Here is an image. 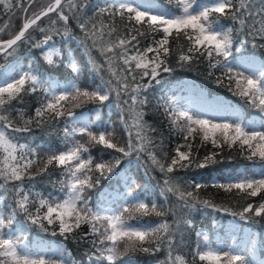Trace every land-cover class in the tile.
<instances>
[{"label": "snow or ice", "instance_id": "1", "mask_svg": "<svg viewBox=\"0 0 264 264\" xmlns=\"http://www.w3.org/2000/svg\"><path fill=\"white\" fill-rule=\"evenodd\" d=\"M35 4L36 0H0L6 14L21 13L15 34L9 22L0 27V55L12 56L29 41L40 50L47 67L58 69L64 64L72 75L61 83L35 62L28 71L0 73V202H4L0 264H137V253L147 254L151 264H256L247 248L213 241L203 230L195 231L194 248L185 243L182 227L196 226L184 218V211L229 209L200 197L199 190L209 185L195 181L188 185L175 173L206 168L218 162L225 146L238 147L246 159H259L261 166L250 174L245 170L229 175L227 182L212 187L225 193L235 190L245 198L234 216L264 219V123L257 126L239 116L214 117L199 105L189 102L186 107L175 99L151 105L147 93L153 82L160 83L162 73L173 71L169 63L173 56L181 67L206 61L210 75L211 70L221 72L217 83L226 81L230 91L264 112V60L257 65L233 54L249 42L264 47L256 43L264 42V0H167L163 5L111 0L91 15L90 0H49L38 11H30ZM53 13L57 19L42 27V20ZM72 21L81 33L76 39L83 47V64L70 50L62 52L50 43L55 35L72 38ZM32 31L43 34L42 39L33 40ZM89 69L91 78L85 84L81 76ZM113 96L119 128L125 133L123 143L115 124L101 128L100 108L95 109V119L75 112L88 104L106 107ZM32 97L35 106L29 114L26 101ZM161 108L169 139L175 134L182 140L171 154L165 151L163 133L146 119ZM62 119V142L56 148L48 146L43 157L31 142H20L33 126L55 128ZM208 144L220 152H208L201 159L200 148ZM95 148L100 149L98 156L92 155ZM105 154L111 158L104 159ZM133 154L137 160L146 157V163L163 175L156 195L145 196L148 189L125 176L128 190L123 203H94L92 190ZM57 172L61 178L53 181ZM45 181L52 191L37 190ZM170 197L175 198L174 206L167 204ZM256 197L258 203L250 202ZM159 199L165 203H158ZM20 214L25 222L15 227ZM27 224L43 231L50 225L54 235L86 241V259L77 261L62 246L47 251L34 248L25 235ZM84 226L87 231H81Z\"/></svg>", "mask_w": 264, "mask_h": 264}, {"label": "trees", "instance_id": "2", "mask_svg": "<svg viewBox=\"0 0 264 264\" xmlns=\"http://www.w3.org/2000/svg\"><path fill=\"white\" fill-rule=\"evenodd\" d=\"M49 0H37L35 6L30 11H38L41 7L46 6ZM138 3L143 4H165L167 0H137ZM92 9L88 11V14L91 15L92 11L96 7H105L111 3V0H90ZM21 13L16 11L15 15L6 14L0 6V27H2L6 22H9L12 25L11 31L13 34L21 26V19L19 18ZM56 15L50 14L48 17H45L41 26L48 25L51 20H56ZM57 27H60L58 22ZM72 38L62 37L60 35H55L53 41L50 43L54 44L56 48L60 49L62 52L71 51L75 59L83 64L85 61V56L83 52V47L79 44L76 37L81 35L78 28L75 26V22L72 21ZM30 35L33 40L42 39V35L38 32L32 31ZM3 38H8L7 34H4ZM158 38V37H157ZM257 44L264 43L262 41H256ZM175 46V45H173ZM239 46L237 45V48ZM234 56L242 58L249 61H255L257 65L260 61L264 60V47H253L252 43L249 42L244 48L239 49V51H234ZM93 55H96L94 52ZM98 59H100L97 56ZM251 59V60H250ZM41 67L42 69L47 67L46 62L43 60V56L39 49L33 48L31 42L26 41L19 45L17 50L13 53L12 56L4 58L0 55V73L8 72L10 74H17L22 71H28L29 66L33 65ZM65 63H67V57H65ZM173 71L171 73H162L159 77L160 83L153 82L150 89H148V96L151 105L160 104L163 105L166 101L175 99L178 103L184 104L189 100H193L198 104L206 103L203 99V96L211 100L210 106L218 105L220 109H223L226 114H217L214 113V117L232 119L236 115H232L231 111L234 110L237 114H241V119H247L256 121L259 125L264 123V112L259 108L252 107L246 103L241 97L236 95L233 91H230L226 86V81L223 83H217V78H221V72L218 70H211L212 75L209 74L210 70L208 68L206 61H201L199 63H193L191 65H186L184 67L179 66L176 63V57L173 56L169 61ZM49 75L54 80H65V77H71L72 73L70 69L61 64L58 69H53L47 67ZM91 78V71L86 70L82 76L81 81L87 84ZM98 82V81H97ZM194 87V88H192ZM35 97L29 98L26 101L27 111L31 114L32 108L34 105ZM108 106H102L99 104H88L82 108L75 109L77 116H85V113L89 111L93 112L96 108L101 109V128L106 124H115L117 127L116 135L119 138V142H124L125 133L119 128V115L118 109L115 106V97L111 98V102H105ZM227 106V108H226ZM229 106V107H228ZM23 107V106H21ZM228 109V110H227ZM231 110V111H229ZM163 108L160 109L155 115L150 114L146 119L154 123L155 126L163 133L165 137V151H168L171 154L172 149L178 143H182V140L175 138V134L172 135V138L169 139V131L167 121L164 119ZM93 115V113H90ZM245 120V121H248ZM19 126V121L16 122ZM64 120L55 127H44L37 128L33 126L30 134H23L27 139H21V143L31 142L32 147L37 149V152L43 157L47 153L48 146L56 148L62 142ZM80 139V137H77ZM83 142V141H82ZM197 144L199 141L196 142ZM220 152V149H213L211 144L203 146L200 148L199 156L202 159L204 155L211 151ZM111 151V150H109ZM100 152L99 148H95L92 151L93 156H98ZM112 155H117V153H112ZM110 155L105 154L104 159H110ZM217 163L210 164L206 168H191L185 171L175 173L176 177H182L188 185L193 181L200 183L202 185H209L207 188H201L199 190V195L202 199H210L216 205H222L227 207L231 212H239L242 210L241 206L245 203V198L243 196H238L235 193V190L232 193H225L220 189L212 187L215 183H225L227 182L228 176L231 173H236L242 169L243 171L247 170L252 172L256 167L261 166V161L259 159L248 160L246 159V154H243L238 147L232 149L224 147L222 154L217 156ZM149 163H146V157H141L140 160L136 159V155L133 154L131 157L124 158L121 165L118 169L115 170V173L107 178L111 181L116 188L124 194L128 189L125 185L124 177L121 175V171L125 166V176L131 177L136 183L148 189L145 192V196L152 195L155 196L157 192H154L152 188L149 187L146 180L151 181H160L162 183L163 175L159 173L158 170H153ZM147 167V174L145 170ZM35 170V169H33ZM51 170V169H50ZM61 177L58 172L52 176V180H59ZM135 185H133L134 187ZM58 188L59 185H56ZM38 191H52V185L47 181L44 182L43 187H38ZM188 190H192L191 187ZM94 189L92 190V192ZM139 191V189H138ZM250 202L258 203L260 197L249 198ZM4 202H0V205H3ZM158 203L164 204L165 201L162 199L158 200ZM169 206H174L176 204L175 198L170 197L167 202ZM225 211H220L216 208H201L198 207L196 210L191 212L184 211L183 216L186 219H191L195 224V229H188L182 227V231L185 233L187 240L186 244L195 247V241L197 237L195 236V231L203 230L206 231L210 226L219 221L224 215ZM252 219V218H251ZM261 222H264L262 218H253ZM25 218L23 214L18 215L17 224L15 227H19L20 223H24ZM48 231H43L36 225L27 224V232L25 235L29 240L35 241H48V242H58L64 245H68L74 253L85 255V252L89 249V245L86 241H77L73 240L71 237L65 239L63 236L53 234V226L46 225ZM81 231H87V226H84ZM80 233H77L79 236ZM190 249L186 248L185 251ZM140 255H147L144 253H138ZM148 256V255H147ZM160 258H163L162 256Z\"/></svg>", "mask_w": 264, "mask_h": 264}, {"label": "rangeland", "instance_id": "3", "mask_svg": "<svg viewBox=\"0 0 264 264\" xmlns=\"http://www.w3.org/2000/svg\"><path fill=\"white\" fill-rule=\"evenodd\" d=\"M36 2H37V0H36ZM44 246H46V247H48V248H53V247H55V245H52V244H45Z\"/></svg>", "mask_w": 264, "mask_h": 264}, {"label": "bare ground", "instance_id": "4", "mask_svg": "<svg viewBox=\"0 0 264 264\" xmlns=\"http://www.w3.org/2000/svg\"><path fill=\"white\" fill-rule=\"evenodd\" d=\"M250 60H251V59H250ZM228 107H229V106H228ZM226 108H227V106H226ZM227 110H228V109H227ZM229 111H230V110H229ZM227 112H228V111H227ZM243 120H244V119H243ZM245 120H248V119H247V117H246V119H245Z\"/></svg>", "mask_w": 264, "mask_h": 264}]
</instances>
